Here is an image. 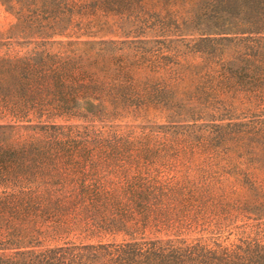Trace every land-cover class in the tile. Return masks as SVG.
Returning <instances> with one entry per match:
<instances>
[{"label":"trees","instance_id":"16d2710c","mask_svg":"<svg viewBox=\"0 0 264 264\" xmlns=\"http://www.w3.org/2000/svg\"><path fill=\"white\" fill-rule=\"evenodd\" d=\"M1 2L15 23L0 40V264H264L260 240L218 241L253 227L241 212L264 206V117L196 123L229 112L232 101L264 110V0ZM102 17L127 33L173 32L182 43L49 40L56 28L80 39L108 22ZM20 39L32 51H13ZM156 109L191 118L140 134L109 124ZM74 111L91 123L51 120ZM119 228L141 238L61 237ZM46 233L55 243L43 244Z\"/></svg>","mask_w":264,"mask_h":264},{"label":"rangeland","instance_id":"374dc122","mask_svg":"<svg viewBox=\"0 0 264 264\" xmlns=\"http://www.w3.org/2000/svg\"><path fill=\"white\" fill-rule=\"evenodd\" d=\"M100 20L105 21L104 25H101L98 23V25L92 29V31L87 35H82L80 39H67L65 37H60L59 35L55 34L54 32L58 31L59 28H56L55 30L48 29L47 34L51 35L49 38L52 42H72L75 47H84L85 42H90V47L98 46V42H106L107 44L110 43V41H129L132 39H148L153 41L155 37H158V35H161L162 37L166 39H171L175 44L182 43V38L180 36H177L176 33L173 32H167V33H160V32H152V31H141L139 29H136L134 33L129 32L127 30H119L114 25H112L115 22V19L108 18V17H102ZM125 21V24H129L128 19H123ZM120 22V21H119ZM15 23L13 15H11L9 12L6 11L5 7L3 6L1 0H0V40L9 36L12 29V25ZM75 21L72 20L70 22L66 23V26H72L74 25ZM65 25V24H64ZM190 31V30H189ZM191 32V31H190ZM193 34V32H191ZM132 35H137V38H134ZM156 35V36H155ZM231 36L230 34H228ZM197 34L195 35H187L185 36L184 40H188L190 38H197ZM36 40H39L38 38ZM20 44L16 45L13 51L19 52V53H27L32 51L33 44L29 43L25 39L19 40ZM54 50H65L66 44L59 45L57 43L51 44ZM73 46V47H74ZM4 50V49H3ZM232 105V108L229 109V112H225V109H220L219 113L217 115H198V120L196 123H218V124H225L227 122H233V123H239L249 118H257V117H264V110H259L257 108H254L247 102H238V101H232V103H229ZM176 113H173L171 111L165 110V109H156L148 112H129L122 116H117L116 119H111L109 121V124L113 126V129L120 131V132H132L134 134H140L142 132H148V131H156V130H168L173 129L172 124L175 123L176 125L182 124L183 120H188L191 118V116H184V115H175ZM202 116L204 118L201 117ZM195 117V116H194ZM44 119V118H43ZM37 120V118L35 119ZM51 120L55 121L59 124H65V125H83L85 123H91V118L84 114L82 111H74L70 116H61L57 118H52ZM37 121H34V123ZM191 123V121H190ZM167 127H171L167 129ZM245 179H241V184H243V181ZM258 181L264 182V177L262 175L258 176ZM238 186V189L240 192L244 193H250L248 190H246L244 187ZM233 198H235L234 195L231 196L229 199L230 202L233 201ZM239 198V197H238ZM253 204V203H251ZM256 204V203H254ZM249 205L247 208V212L242 211L240 214L239 219L246 220L250 224H255L251 228H246L245 233H241L243 228L238 229L234 232H224L218 239L221 243L224 244H232V243H239L240 240L246 239L245 236H249V238L260 240V242L264 243V226L257 225L259 221L264 222V206L262 205ZM235 214H238V210H235L234 208L231 209ZM246 215L247 217L243 216ZM242 217V218H241ZM241 220H238V224H241ZM54 233H46L42 236L44 239L43 244L49 245L55 243V240L51 238ZM68 237L76 241H94L97 239H103V240H113L115 242L120 241H129V240H135L140 239L141 235L135 234L129 230L125 229H114L113 233L107 234L105 236H102V238L92 237V239L84 237L83 235L73 234V233H62L61 237ZM196 236V235H195ZM205 236L209 237L212 236L211 234H205ZM155 238V236L152 233H146L144 238ZM214 238V237H213Z\"/></svg>","mask_w":264,"mask_h":264}]
</instances>
